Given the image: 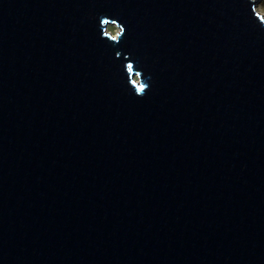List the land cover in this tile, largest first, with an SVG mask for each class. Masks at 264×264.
Returning <instances> with one entry per match:
<instances>
[{
	"label": "water",
	"instance_id": "water-1",
	"mask_svg": "<svg viewBox=\"0 0 264 264\" xmlns=\"http://www.w3.org/2000/svg\"><path fill=\"white\" fill-rule=\"evenodd\" d=\"M258 1L0 0V264H264Z\"/></svg>",
	"mask_w": 264,
	"mask_h": 264
},
{
	"label": "rangeland",
	"instance_id": "rangeland-1",
	"mask_svg": "<svg viewBox=\"0 0 264 264\" xmlns=\"http://www.w3.org/2000/svg\"><path fill=\"white\" fill-rule=\"evenodd\" d=\"M255 11L258 15H260L264 21V0H259L258 4L255 6ZM119 32L118 28L114 25H109L106 29V33L115 37Z\"/></svg>",
	"mask_w": 264,
	"mask_h": 264
}]
</instances>
